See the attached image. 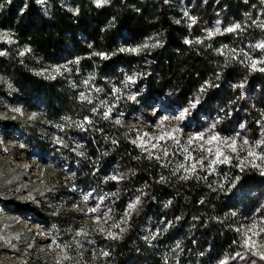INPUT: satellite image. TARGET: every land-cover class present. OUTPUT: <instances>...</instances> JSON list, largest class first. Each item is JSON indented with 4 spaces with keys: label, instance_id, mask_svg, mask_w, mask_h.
<instances>
[{
    "label": "trees",
    "instance_id": "1",
    "mask_svg": "<svg viewBox=\"0 0 264 264\" xmlns=\"http://www.w3.org/2000/svg\"><path fill=\"white\" fill-rule=\"evenodd\" d=\"M185 2L199 22L191 27L176 22L172 0H110L100 7L92 0H44L43 4L36 0H0V27L16 40L15 46L27 45L28 54L41 61L62 63L80 57L81 69L96 75V81L104 85L106 80L118 84L123 74L120 66L134 60L131 54L117 49L139 43L147 29L153 27L160 31L162 43L147 54V59L159 71L163 82L185 69L203 76L217 73L223 86L248 75L251 90L256 86L264 89V72L254 70L249 74L250 59L242 53L251 51L250 57L264 65V51L252 49L264 41L261 26L264 0ZM72 9L78 12L74 14ZM216 19L220 20L221 32L210 38L201 36V30ZM234 23L240 27L223 32ZM197 37L201 43L195 42ZM185 38L191 43L185 44ZM7 50L8 56L0 55V73L11 83L22 109L38 114L47 133L54 125H63L56 132L68 141L67 146L72 144L73 133L79 139L77 151L66 147L61 152L70 172L63 180L62 169L56 172L57 180L64 184L57 193L66 197L69 186H92L99 190L109 207L107 222L121 221L124 231L116 229V237L96 236L108 252L105 256L108 264H164L162 252L173 246L175 239L192 249L217 236L221 227L216 219L231 205L230 196L222 198L203 174H188V179H182L180 169L132 143L126 129L110 118L105 119L102 109L92 112L93 106L78 98L80 82L76 76L63 73L51 79L38 75L20 62L18 48ZM99 52L111 55L104 59L97 55ZM69 76L77 87L69 82ZM85 116L89 120L78 127ZM2 125L7 133H26L32 146L40 151L51 148L34 126H22L17 121H3ZM111 176L118 179H105ZM240 184L241 190L262 187L256 176L245 173L240 174ZM137 196L139 203L125 217L128 201ZM15 209L33 210L39 217L56 221L62 227L78 225L81 220L75 208L61 207L52 216L20 203L15 204ZM146 222L170 225L160 248L149 245L148 237H144Z\"/></svg>",
    "mask_w": 264,
    "mask_h": 264
},
{
    "label": "rangeland",
    "instance_id": "2",
    "mask_svg": "<svg viewBox=\"0 0 264 264\" xmlns=\"http://www.w3.org/2000/svg\"><path fill=\"white\" fill-rule=\"evenodd\" d=\"M171 4L174 19L179 21L180 25L191 27L199 23L189 12L185 0H172ZM185 12L188 16L184 15ZM189 17H195L196 22L192 23ZM220 25V20L216 19L201 30V36H207L205 29L220 28ZM0 30L7 31L1 27ZM146 37L153 38L149 43L161 41L162 38L159 30L150 27L137 44L143 43ZM15 43L13 37L11 42L0 39V52L8 56V47L18 48L17 57L20 62L36 74L41 70L51 71L52 65H63L64 68H61L58 74L68 73L76 76L80 82V85H77L78 89L80 88L79 94L84 92L86 96H91L90 104L93 107L104 111L100 101L112 105L108 118L114 122L119 119V124L126 129L131 142L136 141V146L176 166L183 175H205L202 177L218 189L222 198L230 196L231 205L225 207L216 219L221 227L217 236L201 242V247L196 244L192 249L175 239L173 246L162 252L164 264H219L222 259L225 264H264L259 256L253 255L241 243L246 233L258 250L264 245V232L260 231L264 228V174L259 168L253 167L251 162L236 167L242 159L247 158V149L254 141H264V118L261 115L264 113V89L256 86L251 90L246 79L248 75L238 82L223 86L217 73L203 76L185 69L179 71L170 81L163 82L159 71H156L147 59V54L156 47L144 49L138 54L127 52L134 60L128 65L120 66L123 74L119 83L106 80L107 84L104 85L96 81V75L88 70L83 71L79 62H74L75 59L62 63L41 61L28 52L20 55L25 46H15ZM137 44L128 43L123 47ZM255 48L256 46L252 47L253 50ZM242 53L246 58L251 56V51ZM260 68H264V65L259 60L255 68L251 67L249 60V74ZM47 75L48 72H45L44 76ZM132 75H135L134 81L125 79L126 76ZM90 76L93 78L85 85L83 81ZM68 78L72 86L77 87L73 77ZM206 80L209 84L204 85V90L200 91ZM130 95L135 99H128ZM123 101L129 106L123 105ZM189 101L195 102V106L191 107ZM17 108L20 109L19 112L15 111ZM160 116L167 119L158 124ZM3 121H17L22 126L36 127L37 131L43 133L41 139L50 142L48 148L54 146V150H38L32 146L30 137L24 132H5ZM41 123L38 114L33 116V113L22 109L11 83L0 73V264H108L105 260L108 252L96 236L103 234L114 238L107 232L111 230L117 233L116 229L121 228V221L118 224L107 222L104 213H108L109 207L104 203V197L100 196L99 190L92 186H69L66 197L63 193H57L64 184L57 180L56 172L62 169V180L66 179L70 172L61 152L66 151V147L77 151L80 142L73 133L70 141L72 144L67 146L68 141L56 132L61 127L54 125V129L48 130L47 133L43 131ZM241 123L244 124L243 129L239 127ZM173 127H178L181 131L176 133ZM205 129L208 131L205 132ZM195 132L203 133V137H193L189 142L188 137ZM144 133L148 135L145 136ZM213 133L218 134V138L205 143ZM237 133L240 134L236 139L237 151L232 152L227 147L231 140L224 141L223 138H231ZM54 137H59L64 143H55ZM173 137H177L178 141H174ZM244 137H247L249 144H243ZM218 147L222 155L230 157V162L217 163L213 165L214 171H209L208 160L219 159L215 157ZM209 148L212 149L211 152L207 151ZM254 151L264 154V143ZM196 161H200L204 167L197 164L194 171L185 172V168L192 169ZM253 162L261 163L259 157ZM261 166L264 167V163H261ZM243 173L256 176L261 183V189L241 190L240 174ZM237 176L239 180L229 187ZM85 194L89 196L86 201L83 199ZM131 201L129 200L128 204ZM16 203L31 206L44 212L46 216L55 215L61 207L70 209L77 205L75 209L78 210L81 220L78 225L62 227L56 221L39 217L33 210L22 212L15 209ZM6 204L8 207H5ZM89 208L96 211L89 212ZM95 217H99V220ZM253 221L256 222L255 227L249 231ZM169 226L168 223L160 225L146 222L143 235L148 237V244L160 248L162 237L170 231ZM101 227L105 229L103 233L99 230Z\"/></svg>",
    "mask_w": 264,
    "mask_h": 264
},
{
    "label": "snow or ice",
    "instance_id": "3",
    "mask_svg": "<svg viewBox=\"0 0 264 264\" xmlns=\"http://www.w3.org/2000/svg\"><path fill=\"white\" fill-rule=\"evenodd\" d=\"M36 2H37V3H43L44 0H36ZM92 3L95 4L97 7H100V6H102V5L109 4V3H110V0H92ZM20 11L23 12L24 9L22 8V9H20ZM72 11H73V13L75 14V13L78 12V9H72ZM184 15H185V16H188V13L185 12ZM189 20H190L192 23H195V22H196V18H195V17H189ZM177 23H179V21H177ZM217 24H219V22H217ZM261 26L264 27V25H261ZM239 27H240V25H239L238 23H234V24L229 25L228 27H225V28L223 29V32H224V33L232 32V31H235L236 29H238ZM204 31L207 33V37L210 38V37L214 36L215 34L220 33V32H221V29H220L219 27H214V28H210V29H205ZM0 39H2V40H7L8 42H11L12 37H11V35H10L9 32H7V31H3V30H0ZM152 39H153L152 37H146L145 40H144V42L141 43V44H137V45H135V46H130V47H121V48L117 49V51H119V52H129V53H133V54H138L139 52H141V51L144 50V49L158 47V46L162 43V41H160V40H155L154 42L149 43V41H151ZM195 42H196V43H201V38H200V37H197ZM184 43H185V44H189V43H191V41L188 40L187 38H185ZM255 46H256L257 48H260L262 51H264V41L258 42ZM222 47H225V46H222ZM28 51H30V48H29L27 45H25L24 49H23L19 54H20V55H23L25 52H28ZM216 51H220V49H216ZM3 54H5V53L0 52V55H3ZM97 55H99L100 57H102V58H104V59H107L108 56L111 55V53H107V54H106V53H104V52H99V53H97ZM249 59L251 60V67H252V68H255V66H256V64H257V59H255V58H251V57H249ZM79 60H80V57H76L74 62L78 63ZM61 68H64V66H63V65H52V66H51V71H49V70H41V72H39L38 75H44L45 72H48V75L46 76V78L54 79V78H55V75H53V73H57V74L60 73ZM65 70H67V69H65ZM259 70L262 71V72H264V68H260ZM92 78H93V77L90 76L88 79L84 80L83 83H84L85 85H87V84L89 83V80H91ZM125 79L128 80V81H134V80H135V75H132V76H126ZM208 84H209V82H208L207 80L204 81V84H202L201 87H200V91H203V90H204V85H208ZM241 86H242V85H241ZM233 87H235V85H233ZM114 90H115V91H119L118 89H115V88H114ZM96 91H102V89H96ZM78 98H79L80 100H82V101H87V102H89V103H91V100H92V97H91V96H86L84 92H81V93L79 94V97H78ZM128 99L132 100V99H135V97L132 96V95H130V96H128ZM189 105H190L191 107H194V106H195V102H193V101H189ZM100 106H103V108H104V111H103V117H104L105 119H107V118L109 117V115H110V111H111L112 105H107V104H105L104 101H100ZM91 110H92V112H96V111H97V108H96V107H93ZM15 111L19 112L20 109L17 108V109H15ZM185 111H186V110H185ZM261 115H262V118H264V113H262ZM33 116H35V113H33ZM182 116H183V113H181V117H182ZM63 119H64V120H68V117H63ZM165 119H167V117L160 116V117H159V121H157V123L159 124L160 121H163V120H165ZM88 120H89V117L85 116V117L83 118V121L79 122V123L77 124V126H78V127H83L84 122H85V121H88ZM116 123L119 124V123H120V120L117 119V120H116ZM257 123H259V121H258ZM57 126H58V127H63V125H57ZM210 127H211V126H210ZM239 127H240L241 129H243V128H244V124L241 123V124L239 125ZM173 131L176 132V133H179V132L181 131V129L178 128V127H173ZM207 131H208V130L205 129V132H207ZM144 135L147 136L148 134H147V133H144ZM239 135H240V134L237 133L236 135H234V136L231 137V138H228V137H224V138H223L224 141H228L229 139L231 140V143L227 144V147H229V148L231 149L232 152H236V151H237V147H236V139H237V136H239ZM193 137H195V138H197V139H201V138L203 137V133L195 132V133L191 134V135L188 137L189 142L192 141ZM217 138H218V134L213 133V135H211V136L208 137V139H207V141H205V143H210L212 140L217 139ZM137 139H139V136L137 137ZM173 140H174V141H178V138H177V137H173ZM54 142H55V143H58V144H63V143H64L63 140H61L59 137H54ZM132 142H133L134 144L136 143L135 140H133ZM262 143H264V141H261V140H259V139L256 140V141H254L253 144H252V146L249 147V148L247 149V158L242 159V160H241V163L237 164L236 167H241L242 164H244V163H246V162H251L253 167L259 168L260 171H261V173L264 174V167L261 166V163H264V154L256 153V152L254 151V149H255L257 146L261 145ZM243 144H245V145L249 144V141H248L247 137H244V138H243ZM65 146H66V145H65ZM153 147H155V145H153ZM202 147H203V145H202ZM207 151H208V152H211L212 149L209 148V149H207ZM81 154H82V153H81ZM166 154H167V153H165V155H166ZM150 155H151V154H150ZM215 157H218L219 159L212 158V159H209V160H208L207 167H208V170H209V171H214L213 165H215V164H217V163H229V162H230V157L227 156V155H222V154H221V151H220V149H219V147H218V148L216 149V151H215ZM256 157H259V160L261 161V163H254V162H253V161L256 159ZM248 158H250V159H248ZM157 159H159V157H157ZM186 159H187V157H186ZM202 159H203V158H202ZM197 164H199L200 167H204V165H203L202 163H200V161H196V162L193 164L192 169L185 168V172H188V171H194V169H195V167H196ZM109 178L112 179V180H116V179H118V177H116V176L105 177V179H109ZM181 178H182V179H188V176H187V175H184V176H182ZM197 178L199 179L200 177H197ZM163 179H164V178L161 177V180H163ZM236 180H239V177H238V176H237L234 180H232V182H231V184L229 185V187H231L232 184H235ZM83 199L86 201V200L89 199V196H88L87 194H85V195L83 196ZM139 200H140V197L137 196L135 199H133V200L127 205V207L125 208V213H124L125 217H127L128 215H130V210L133 209V208L139 203ZM73 207L75 208V207H77V205H73ZM88 211H89V212H95L96 209H94V208H89ZM233 215H234V213H233ZM104 216H108V213L105 212V213H104ZM95 219H96V220H99V217H95ZM177 219H178V218H177ZM125 223H127L126 220H125ZM255 223H256V222L253 221V224L249 226V229H248L249 231H251L252 228L255 227ZM117 226H118V225H113V227H117ZM99 230H100L102 233L105 231V229L102 228V227H101ZM120 231L123 232V231H124V228H120ZM260 231H261V232H264V228H261ZM78 234H79V232H78ZM107 234H108L109 236H112V237H116V236H117V234L114 233V232H112L111 230H109V231L107 232ZM241 243L244 245V247H245L246 249H248L249 251H251V252L253 253V255L259 256L260 259H261L262 261H264V245H261L260 249L258 250L257 247H256V245H255V243H254L253 241H250V239H249V237L247 236L246 233L244 234V236H243V238H242V240H241ZM101 254H102V255H106V253H101ZM219 264H225V260H223V259L220 260V261H219Z\"/></svg>",
    "mask_w": 264,
    "mask_h": 264
}]
</instances>
